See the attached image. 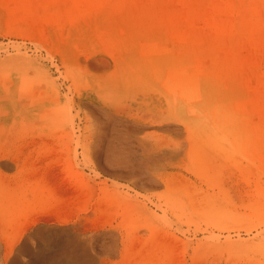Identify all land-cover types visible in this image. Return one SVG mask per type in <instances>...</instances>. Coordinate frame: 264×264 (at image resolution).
<instances>
[{"label": "rangeland", "instance_id": "374dc122", "mask_svg": "<svg viewBox=\"0 0 264 264\" xmlns=\"http://www.w3.org/2000/svg\"><path fill=\"white\" fill-rule=\"evenodd\" d=\"M19 16L45 41L12 33ZM15 54L41 63L31 91L42 98L54 88L58 98L53 127L45 110L39 132L11 139L25 165L21 177H13L21 169L14 165V179L0 178L10 192L22 186L30 195L40 184L56 194L61 214L33 225L18 245L25 264L34 263L26 246L32 234L48 257L39 262L69 249L42 224L79 225V240L91 245L96 214L80 210L83 199L100 198L112 179L135 188L108 163L123 151L134 154L131 168L148 162L173 195L218 206L222 235L251 241L244 256L264 263V150L252 101L244 103L253 84L240 87L243 75L231 65L234 54L244 60L264 106V0H0V55Z\"/></svg>", "mask_w": 264, "mask_h": 264}, {"label": "bare ground", "instance_id": "6f19581e", "mask_svg": "<svg viewBox=\"0 0 264 264\" xmlns=\"http://www.w3.org/2000/svg\"><path fill=\"white\" fill-rule=\"evenodd\" d=\"M33 4H30L29 9L34 10ZM16 8L20 9V6ZM24 22L26 21H23L20 16L15 19L11 24V32L38 43L45 41L44 37L32 28L33 25L24 27ZM218 27L224 28L225 25L221 21ZM237 57L235 54L232 56L231 65L238 70H236L237 74L243 75L238 79L240 87L250 89L253 84L251 93L247 94L246 91L244 103L245 107H249L252 101L251 106L259 122L255 133L264 150V106L262 100L253 96L257 88L251 80L254 79L253 72L247 69L243 59ZM42 74L41 63L37 57L32 58L21 54L0 55V90L2 89L0 107L3 113L2 121L0 120V178L2 180L13 177L19 179L25 167L21 162L22 156L19 150L10 146L11 139L29 131L39 132V122L45 119V110H47L51 127L56 121L58 98L54 88L48 92L47 97L45 93L42 98L31 91L32 83H40ZM29 122L33 124L30 126ZM133 155L132 152L123 151L119 156L111 158L109 156L108 163L113 164V175L130 180L135 188L112 179L110 183L103 185L100 198L93 201V196L89 193L83 199L80 210L96 214L94 222L92 221L95 229L90 231L91 245L87 243L90 240L87 242L79 240L81 237L79 225L68 227L58 224H42V227L52 234L50 238L65 239L69 249L65 253L51 255L50 262H39L48 258L44 255L45 253H41L44 245L35 248L33 241H30L33 238H39L37 233L32 234L33 237L27 236L26 246L28 250L31 249L29 252L33 258L34 263L32 264H51V262L53 264H172L180 259H184L187 264H255L244 256V253L248 252L252 246L249 243L251 241L234 238V234L231 233L222 235L224 227L220 224V218L223 211L218 206L201 198L173 195L174 193L172 194L167 186H162L163 184L153 178L148 162L141 163V161L135 166V161L133 163L135 165L131 168L132 164L129 165V163ZM14 165L21 168L15 176L11 173L15 168ZM177 186L179 188V185ZM155 187H161V190L153 192ZM192 188L194 187L190 189ZM17 189L19 192L13 190L10 192L7 187L0 186V200L4 198L10 200L8 204L0 202V264H25L18 249L22 239L33 225L40 223L45 217L50 218L61 214L60 209L56 207L57 200L54 197L56 194L45 192L40 184L32 188L30 194L32 196L29 195L30 189L28 188L20 186ZM175 189L177 187H174ZM200 193L203 195V192ZM10 194L14 197L13 199ZM65 231H72L75 234L69 237L66 236L67 233L64 234ZM75 239L80 241L78 250L75 244H71Z\"/></svg>", "mask_w": 264, "mask_h": 264}]
</instances>
